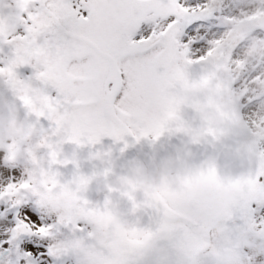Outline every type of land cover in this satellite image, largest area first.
<instances>
[{"label": "snow or ice", "instance_id": "1", "mask_svg": "<svg viewBox=\"0 0 264 264\" xmlns=\"http://www.w3.org/2000/svg\"><path fill=\"white\" fill-rule=\"evenodd\" d=\"M6 93L32 143L0 150V264H264V0H0ZM241 120L247 170L207 161L126 197L128 212L110 190L88 199L93 177L64 152L165 132L218 140Z\"/></svg>", "mask_w": 264, "mask_h": 264}, {"label": "rangeland", "instance_id": "2", "mask_svg": "<svg viewBox=\"0 0 264 264\" xmlns=\"http://www.w3.org/2000/svg\"><path fill=\"white\" fill-rule=\"evenodd\" d=\"M21 71L24 75H29L31 69L24 68ZM181 118L192 127L200 125L199 117L189 107L182 109ZM43 123L47 126L46 122ZM246 127V121L241 120L230 127L227 134L218 140L206 137L198 143H192L188 135L176 132H165L155 141L151 138L141 139L140 144L147 153H150L151 145L156 141L171 150L168 162L163 165L158 163L156 175L158 190L161 191L165 186H175L178 184L179 176L186 169L198 167L207 161L213 162L219 174L224 177L247 170L245 143L252 137ZM31 135L24 110L14 103L10 94L6 93L0 97V150L17 153L27 151L32 143L29 139ZM20 141H22V147L20 151H16ZM131 150V144L126 137L122 141L104 137L100 144L83 148H77L72 144L64 145L65 154L71 156L75 151L80 159L82 172L93 177L87 193L88 199L102 203L106 191L110 190L113 204L121 208L122 212H128L130 208L126 197L150 198L148 186H141V179L137 173L141 161L131 154ZM97 151L110 153V156L104 160H89V153ZM105 168L111 169V175L107 177L103 175ZM60 170L65 176H69L72 166ZM144 222L146 223V218Z\"/></svg>", "mask_w": 264, "mask_h": 264}, {"label": "water", "instance_id": "3", "mask_svg": "<svg viewBox=\"0 0 264 264\" xmlns=\"http://www.w3.org/2000/svg\"><path fill=\"white\" fill-rule=\"evenodd\" d=\"M128 137H129L133 142H135V140H134L133 137H131V136H128ZM135 149H136V151H137L138 153H140L136 145H135ZM155 194H157V193H156V190L154 189V191H153V195H155Z\"/></svg>", "mask_w": 264, "mask_h": 264}]
</instances>
